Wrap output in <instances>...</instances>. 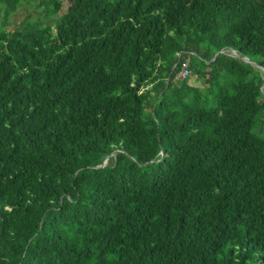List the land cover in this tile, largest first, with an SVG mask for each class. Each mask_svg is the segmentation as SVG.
<instances>
[{"label": "trees", "instance_id": "obj_1", "mask_svg": "<svg viewBox=\"0 0 264 264\" xmlns=\"http://www.w3.org/2000/svg\"><path fill=\"white\" fill-rule=\"evenodd\" d=\"M61 1L0 0V264H264V0Z\"/></svg>", "mask_w": 264, "mask_h": 264}, {"label": "rangeland", "instance_id": "obj_2", "mask_svg": "<svg viewBox=\"0 0 264 264\" xmlns=\"http://www.w3.org/2000/svg\"><path fill=\"white\" fill-rule=\"evenodd\" d=\"M66 3H67L66 0H62V1H61V5H62V6H63L64 4H66ZM26 8H27V6H26ZM29 10L33 11V8H29ZM40 10H41V9H39V8H34V11H33V12H34L35 14L38 15V13L40 12ZM26 12H27V11H26ZM26 12L23 11V10H20V11H18V14H23V13L26 14ZM27 13H28V12H27ZM32 17L35 18V15H33ZM40 17H41V20H43V17H42L41 15H40ZM20 19H22L20 15H16V16H13V17H9V18L7 19L8 28H10L12 24L17 23ZM44 20H45V18H44ZM188 82L191 83V84L194 83L195 86H201V85H200V82H193L191 79H188Z\"/></svg>", "mask_w": 264, "mask_h": 264}, {"label": "built area", "instance_id": "obj_3", "mask_svg": "<svg viewBox=\"0 0 264 264\" xmlns=\"http://www.w3.org/2000/svg\"><path fill=\"white\" fill-rule=\"evenodd\" d=\"M177 56H179V54H177ZM189 75V70H188V61L184 60V62H182L180 64L179 67V71H177L174 79L175 80H179V79H184Z\"/></svg>", "mask_w": 264, "mask_h": 264}, {"label": "water", "instance_id": "obj_4", "mask_svg": "<svg viewBox=\"0 0 264 264\" xmlns=\"http://www.w3.org/2000/svg\"><path fill=\"white\" fill-rule=\"evenodd\" d=\"M213 57H214V55H213ZM243 61H245V62H246V61H247V59H246V58H244V59H243ZM250 63H251L253 66H256V65H255L254 63H252V62H250ZM105 161H106V159H104V161H103V163L101 164V166H102V165L105 163Z\"/></svg>", "mask_w": 264, "mask_h": 264}]
</instances>
